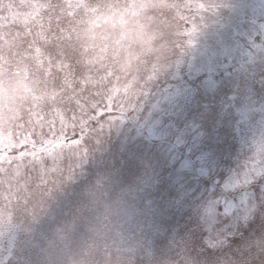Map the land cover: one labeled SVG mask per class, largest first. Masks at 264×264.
<instances>
[{
    "label": "snow or ice",
    "instance_id": "obj_1",
    "mask_svg": "<svg viewBox=\"0 0 264 264\" xmlns=\"http://www.w3.org/2000/svg\"><path fill=\"white\" fill-rule=\"evenodd\" d=\"M184 8L179 58L111 110L107 104L102 114L93 110L79 166L33 207L31 222L51 216L55 203L70 216L56 230V240L67 246L87 212L102 205L105 217L119 216L104 245L106 264L137 257L147 264H264V172L250 163L254 143L264 142V102L243 110L241 83L259 66L247 95L257 84L264 89V45L239 56L225 47V13L238 11L236 0H185ZM211 35L215 47L206 42ZM219 67L232 82L223 101L217 95ZM93 168L87 203L73 209L71 199L61 201ZM27 232L20 264H32L30 252H48ZM8 244L10 252L16 250L15 234ZM94 244L85 242L89 249Z\"/></svg>",
    "mask_w": 264,
    "mask_h": 264
},
{
    "label": "rangeland",
    "instance_id": "obj_2",
    "mask_svg": "<svg viewBox=\"0 0 264 264\" xmlns=\"http://www.w3.org/2000/svg\"><path fill=\"white\" fill-rule=\"evenodd\" d=\"M130 1L150 6L153 21L123 30L110 26L107 7L127 6ZM236 3L237 12L225 13L222 38L239 56L264 45V0ZM184 4L185 0H0V217L37 205L79 166L94 109L102 114L107 104L111 110L113 103L138 93L145 79L179 58ZM86 27L100 29L98 37L88 34ZM206 42L215 47L216 35ZM219 59L223 63L225 57ZM259 72L257 66L241 82L243 110L264 102V89L258 84L251 97L247 95ZM216 77L221 85L217 95L223 101L232 94V82L224 67L217 69ZM232 115L239 119L235 111ZM81 129L86 134L74 139ZM59 136L72 141L36 153L35 148ZM232 142L238 152L239 142ZM253 147L250 163L264 172V142Z\"/></svg>",
    "mask_w": 264,
    "mask_h": 264
},
{
    "label": "clouds",
    "instance_id": "obj_3",
    "mask_svg": "<svg viewBox=\"0 0 264 264\" xmlns=\"http://www.w3.org/2000/svg\"><path fill=\"white\" fill-rule=\"evenodd\" d=\"M95 169H91L88 176L74 185L68 194L61 195V201L71 199L73 209H76L88 201V192L95 180ZM32 207H20L0 217V261L2 264H20V248L26 238L28 229H31L40 241L41 248L48 249L47 254L40 250L30 252L32 264H106L104 245L111 242L113 228L119 220L116 213L105 217L103 206L91 208L82 221L79 230L72 236L67 246L56 240V230L70 218L67 213L61 214L59 207L53 203L51 216L41 218L39 224L32 225ZM54 217V218H53ZM95 227L97 232L91 229ZM10 234H15L18 244L15 251H9L8 239ZM95 240L91 248L85 246L86 241ZM54 244L49 248V244ZM117 259H121V253L116 252ZM129 264H147L142 257H137Z\"/></svg>",
    "mask_w": 264,
    "mask_h": 264
},
{
    "label": "trees",
    "instance_id": "obj_4",
    "mask_svg": "<svg viewBox=\"0 0 264 264\" xmlns=\"http://www.w3.org/2000/svg\"><path fill=\"white\" fill-rule=\"evenodd\" d=\"M107 10L110 12L107 15V22L110 23V26H115V28L119 29H128V27H137L141 26L145 23H149V19L151 18V22L153 21V17L155 15L154 12H152V8L148 6L146 3H136L130 1V4H127V6L123 4H118L115 7L108 6ZM147 11V13H145ZM130 24V26H129ZM85 28V26H84ZM100 29H93L92 27H86V31L88 34H93L95 37H98L96 32ZM100 32V31H99ZM103 36V35H102ZM80 39V38H79ZM122 39V38H121ZM121 39L117 43V48H120L121 46ZM31 60V59H30ZM28 60V61H30ZM84 130V129H83ZM88 131V130H87ZM85 131V132H87ZM84 132V133H85ZM76 136H83L82 129L76 132Z\"/></svg>",
    "mask_w": 264,
    "mask_h": 264
},
{
    "label": "water",
    "instance_id": "obj_5",
    "mask_svg": "<svg viewBox=\"0 0 264 264\" xmlns=\"http://www.w3.org/2000/svg\"><path fill=\"white\" fill-rule=\"evenodd\" d=\"M60 142H69V140L67 138H64V137H58L54 141L50 142L48 145H46L42 149H38L37 151L38 152L45 151V150L50 149L51 147H53L54 145H56Z\"/></svg>",
    "mask_w": 264,
    "mask_h": 264
}]
</instances>
